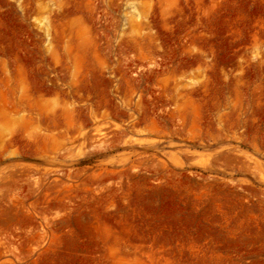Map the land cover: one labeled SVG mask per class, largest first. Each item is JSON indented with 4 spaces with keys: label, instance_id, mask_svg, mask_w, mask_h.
I'll return each instance as SVG.
<instances>
[{
    "label": "rangeland",
    "instance_id": "obj_1",
    "mask_svg": "<svg viewBox=\"0 0 264 264\" xmlns=\"http://www.w3.org/2000/svg\"><path fill=\"white\" fill-rule=\"evenodd\" d=\"M0 264H264V0H0Z\"/></svg>",
    "mask_w": 264,
    "mask_h": 264
}]
</instances>
